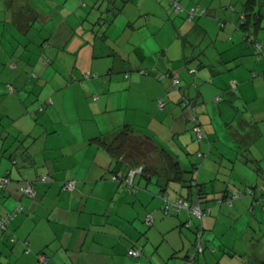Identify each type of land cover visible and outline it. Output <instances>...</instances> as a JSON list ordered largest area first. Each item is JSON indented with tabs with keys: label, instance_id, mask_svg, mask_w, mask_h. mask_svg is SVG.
<instances>
[{
	"label": "crops",
	"instance_id": "obj_1",
	"mask_svg": "<svg viewBox=\"0 0 264 264\" xmlns=\"http://www.w3.org/2000/svg\"><path fill=\"white\" fill-rule=\"evenodd\" d=\"M166 1L172 14H175L174 21L171 20L174 28L173 36L167 44L163 38V29L168 22L151 20L149 19L151 16L142 15L133 21L126 20L123 16L120 19L124 35L133 34L143 26H150L151 29L150 31L146 29L145 36L146 38L153 36L155 43H152L147 55L149 57L160 55L161 59L154 57L148 60L145 50L134 41L117 44L119 38H116L115 43L111 42L109 51L116 57V61L111 63L112 68L108 69L109 78H103L102 81L92 85V91L97 94L92 96L93 103L89 105L91 126L83 125L82 109L79 106L75 107V114L60 115L53 120L46 119L45 114H43L45 116L35 115L36 111L30 110L31 102L24 100L21 94L25 89H31L33 95L40 91L36 99L50 104L49 99L45 98L47 84L43 88L36 86L35 80L38 79L39 82V78L34 76V79L33 75L28 74V77L25 75L29 64L18 66L17 63L12 62V59L9 60V64L12 65L10 70L18 69L19 71L18 81L14 83L18 93H14L16 89L13 85L2 86L0 83V96L2 92H8L10 95L7 99L0 100V105L14 100L15 106L22 112L11 116L10 110L9 112L5 110L0 114V177L9 178V182L4 187H0V216L14 212L19 206L22 207V211L10 222L7 231H0V264H135V259L127 254L128 250L134 246L142 250L139 264H164L161 260L165 258L185 262L184 257L192 247L177 244L181 233L177 237L174 235L170 237L169 235L174 231L169 232L170 228L166 230L159 226L161 212L156 210L153 213V222L160 230L159 241L144 240L141 237L144 227L139 217L144 220L145 215L149 213L148 210L161 205L158 195L160 187L156 182V175L152 174L153 177L150 175L149 179H144L142 175L137 174L133 178L136 191L133 192L134 194L130 193L128 188L121 186L119 180L127 174L130 166L122 160V157H111L102 145L93 141L94 138L99 137L109 143L117 137L124 126H128L135 136L150 137L158 147L177 160L185 171H190L193 165L200 162L197 180L203 185V191L206 194L205 202H215L225 192L244 189L248 186L257 188L254 197L237 200L231 206L224 203L219 206L214 204L212 210L208 206L202 207L210 210L207 216L222 217L224 213L223 216L226 219L231 216L239 219L244 214H250L254 222L264 223V190H261V187H264V168L262 167L264 164L261 162L264 156L258 159L250 150L251 145L259 142L263 137L260 124L264 122V116L258 114L261 107L258 106L252 91L257 84L261 82L264 84L262 77L264 31H260L264 29L262 25L264 8L259 7L263 14L259 27L247 31L245 37L236 26L246 2L242 3L240 10H237L232 5H215L217 3L215 0H206L201 5L192 4L188 7L183 6L182 0H176L185 9L199 6L206 10L205 15L186 19L185 9L182 10L185 13L176 12L171 0ZM119 2L122 4L118 17L123 13L124 8L132 6L133 0ZM78 4L80 6V3ZM5 5L8 10H11L13 6L19 9V17L16 20L20 23L33 22L39 17L42 24H46L51 19L44 14L33 13L32 9L36 11L38 8L30 0H24V2L12 0L9 5L6 3ZM112 6H108V9L110 10ZM22 10L28 13L23 14ZM60 12L64 15L60 25L71 30L81 27V21L76 16L80 22L78 21L75 28H72L74 23L71 17L74 13H70L65 5ZM209 15L220 16L218 25L223 32L214 36L211 29L212 23L208 25L203 23L206 19L204 17ZM9 18L12 17L9 15ZM117 18L111 20V26ZM57 33L58 30L55 28V34L52 36L55 38ZM236 34L239 35V42L243 43L238 46V49L229 45L233 39L238 41L234 37ZM190 35H195L196 43L208 37L210 42L214 40L219 44L222 43V47L214 51V59L197 56L192 50L185 52L186 45L190 46L187 41ZM177 39L180 41L172 43ZM105 42H110L107 36ZM179 42H182V47ZM172 44L175 45L172 46ZM256 44L261 47V52L258 54L255 49ZM193 45L190 49H193ZM128 46L130 51L126 48ZM42 49L48 50L47 52L54 56L59 53H68L77 59L82 58L86 51V55L94 59V50L90 41L79 34L60 37L56 46H51L50 42H47L42 45ZM1 50L3 47L0 45ZM129 53H133L138 61L131 62ZM4 54L7 55V52ZM255 54L258 56L262 54L263 58L261 56L258 58ZM178 60L184 61L183 67ZM174 61H177V66L173 65ZM126 64H128V72L120 82L121 78H114V74L126 69ZM114 66L117 67L114 68ZM80 67L75 66V68ZM193 69L195 72L189 73ZM186 71L188 74L185 73ZM45 73L46 71L41 72L42 83H46L43 78ZM167 74H172V78L176 76L179 80L174 92H172L173 80ZM188 75H195V81L192 83L197 82L202 85L201 88L195 89L196 94L192 92L195 86L186 82L189 79ZM231 82L236 83L235 88L230 86ZM42 83L39 82V84ZM61 88L63 87L58 89ZM149 90H155L150 101L154 99L156 103L157 99L162 98L165 101L164 109H159L157 104L151 101L154 112L149 114L141 110L142 94ZM203 90L211 93L221 91L222 95H230L233 100L236 99L235 102L229 101L230 107L234 108L236 104H239L242 112L246 113L240 118L237 114L230 120L222 115L228 110L216 107L218 110L211 115L209 102H206L199 92ZM236 92L237 95H241L239 99L234 97ZM133 94L134 96H131ZM183 98L196 108V120L205 133V139L201 144L196 143L191 131V113L180 105ZM216 98L220 100L216 101ZM213 101L219 104L223 98L215 95ZM118 109H122L123 113L116 114ZM130 110L140 111L142 115L131 116L128 113ZM37 111L39 112L40 109ZM111 111H115V115H111ZM142 116L144 118L141 119ZM40 121L41 124H38ZM234 121L236 124L232 128L231 122ZM46 122L50 124L49 128L44 126ZM222 128L227 131L226 135L222 134ZM166 138L167 144L164 143ZM169 141H172V145ZM198 152L204 154V160L200 161ZM191 154L195 156L191 159L185 157ZM42 175L47 177L45 181L41 180ZM141 180H144L146 189L150 186L149 184H152L154 188L141 190ZM27 181L32 183L33 196H25L21 192L22 186ZM67 181H73L75 187L73 191L62 188ZM166 185L164 194L172 199L187 196L188 190L184 185L175 182H166ZM154 197L157 202H154ZM181 213L183 215H180ZM181 213L171 217L169 225L171 230L182 228L190 219L188 213ZM218 219L206 216L202 219V238L206 237L210 227L212 230ZM11 237L15 238L14 242H11ZM183 237L187 240V236ZM160 245L164 246L163 253L159 252ZM178 261L176 264H180ZM182 261L181 264H183ZM255 262L264 264L263 259L256 258Z\"/></svg>",
	"mask_w": 264,
	"mask_h": 264
},
{
	"label": "rangeland",
	"instance_id": "obj_2",
	"mask_svg": "<svg viewBox=\"0 0 264 264\" xmlns=\"http://www.w3.org/2000/svg\"><path fill=\"white\" fill-rule=\"evenodd\" d=\"M119 1L121 0H82L85 6L80 7L78 4L79 0H30V2L38 8V10L36 11L32 9L33 13L36 12V15L44 14L45 16H49L51 18L49 22H47L46 24H42V21L39 19V17H37L38 19L34 20L33 22H18L16 19L19 17V9L13 6L11 10H8L6 8L4 0H0V45L1 47H3V50L0 51V83L2 84V86H5L6 84H11L16 89L14 83L16 84L18 81L19 71L18 69L10 70L12 65L9 64V60L11 59L12 62L17 63L18 66H20L19 64H29L30 66H28V71L25 75H27V77L28 74L33 75V77L37 76L39 78L40 83H42L40 81L42 79L41 72L46 71L43 77L46 83L39 84L38 79L35 81L36 86H41L42 88L45 84H47V96L45 98L49 99L50 104H45L44 100L36 99L38 98L40 91L34 93L33 95L31 89H25L21 95L24 100H28L31 102V104L29 103L30 108H32L30 110L36 111L35 115H46V119L52 118L53 120V118L56 119L60 115L75 114V107L79 106V108L82 109V118L84 119L83 125L91 126L89 121V105L90 103H93L92 96L97 94L92 91V85L94 83L102 81L103 78H109L110 75H108V69H111V63H114L116 61V57L112 54L111 51H109L111 42L115 43L116 38H119L116 42L117 44H124L126 42L134 41L136 45H140V47L145 50L146 55L147 51L151 50L150 47L152 43H155L153 36H150L148 38H146L145 36V31L146 29L150 31V26H143L141 28H138L133 34L128 33L124 35V30L120 21V19H122V16L124 19L130 21L135 20L140 15L147 17L151 16L149 18L151 20L166 21L168 23L164 25L163 29V38L166 44L169 42V40L171 41V38L173 36L172 31H174V28L172 27L171 20L174 21L175 14H172V12L170 11L169 6H167L168 2L166 0H133L132 6H127L126 8H124L123 13L120 15V17H118V13H120V6L122 4ZM154 1H156V3ZM205 1L206 0H182L181 2L184 7H188L192 4L201 5ZM20 2H24V0H20ZM215 2H217L215 3V5H232L237 10H240L242 7V3L244 4L246 0H215ZM262 2L264 3V0H262L261 3H259L258 5L257 0L256 6L258 5V7H256V9H258L259 7L264 8V4ZM64 5L65 7H67L70 13H74L71 17V20L73 21L72 23H74L72 28L74 29L75 24L79 21L76 16H78L81 21L80 28L71 30L63 25H60V20L64 16L60 12V10L63 8ZM110 5L113 6L109 10L108 6ZM142 5L144 7H142ZM22 12L23 14L28 13L27 11L23 10ZM183 12L184 11H181V13ZM9 15L12 18H9ZM129 16L133 18H128ZM114 18L117 19L115 23L111 26V20ZM204 18L206 19L203 21V23H206L207 25L212 23L211 29L213 30L214 36L217 33L223 32L218 25V18L220 19V16L209 15L205 16ZM69 23L70 20L68 21V24ZM262 25L264 26V20L262 22ZM55 28L56 30H58V33L54 38L52 35L55 34ZM154 29L155 31H157L156 28ZM260 31H264V29ZM74 34H79L80 36H82V38L86 39L87 41H90V44L92 45V48L94 50V59L89 58L86 55V51H84L85 55H83L82 58L77 59L75 56L70 55L68 53H59L57 56H54L53 54L48 53V50L44 51L45 49H42V45L47 42H50L51 46H56L60 37L72 36ZM106 36L110 42H105ZM234 37L238 39L239 35L236 34ZM194 38L195 35H190L189 37H187V41L189 42L190 46L194 44V47L193 49H190L191 47L189 45H186L185 52L192 50L196 52L197 56H207L208 59H214V51H217V49L222 47V43L219 44L214 40L210 42L208 40V37H204V39L198 40L199 42L197 41V43L194 41ZM177 41H180V39L172 41V43H177ZM239 41V39L238 41L233 39V41L229 42V45L235 49H238V46L243 44ZM174 45L175 44H172V46ZM179 45L182 47V42H179ZM172 46L171 48H173ZM126 48L130 51L129 46ZM4 52H7V55H5ZM128 55L131 62L132 60L138 61V59L135 58L133 53H129ZM260 56L263 58L262 54ZM260 56H258V58ZM154 57H156L157 59H161L160 55H154ZM154 57L148 56V60H151ZM19 59L23 60L24 62L20 61ZM77 65L81 67L75 68V66ZM173 65L177 66V61H174ZM189 65L190 64H188V66ZM31 66L33 67L32 69ZM180 66H184V61L180 62ZM116 67L117 66H114V68ZM168 67L169 69H171L170 66ZM4 68L5 71H3ZM127 68L128 64H126V69L114 74V78H121V82L123 80L124 75L128 72ZM176 68L178 69V67ZM185 73H187V71ZM189 73L191 72L189 71ZM88 74L91 75V77L85 78V76ZM95 76H97V78H95ZM188 77H186L188 79V81L186 82H190L191 86H195L192 92L196 94L197 91L195 89L201 88L202 85H199L197 82L192 83L193 81H195V75H188ZM259 78L261 81H263L260 76ZM61 86L63 88L58 89ZM154 92L155 90H149L147 91V93L142 94L143 99L141 100V110L143 112L147 111L149 114L151 112H154L151 107V101L154 104L156 103L154 102V99H151L150 101V98L154 94ZM199 92L201 93L203 98H205L206 102H209V105L211 107L209 111L211 115L213 113H216L218 108L228 110L222 115H224L225 119L230 120L237 114H239L240 118L243 114L246 113L245 111L242 112V109L239 108V104H236L234 108L230 107L229 101H236V99L233 100L230 95H222L221 91L211 93L204 92L203 90ZM14 93H18L17 89ZM252 93L253 96L256 98L258 106L261 107L259 108L258 114L260 116H264V84H262V82L261 84H257V86L253 89ZM215 95L222 96L223 101L219 104H216L213 101ZM131 96H134V94ZM240 96L241 95H237L236 92L234 97H237L239 99ZM8 97H10L8 92H2L0 100L7 99ZM40 108H42L43 112L42 110H40L41 112L37 111V109ZM5 110H7L8 112L10 110L11 116H15L22 112L19 107L15 106L14 100H12L11 103L0 105V114H2ZM116 111V114L123 113L122 109H118ZM25 112L28 113L31 111ZM114 112L115 111H111V115H115ZM128 113H130L129 115L131 116H134L135 114L142 115L140 111L137 112L130 110L128 111ZM142 118L144 117L142 116L141 119ZM236 121L231 122V124L233 123L232 128L236 124ZM261 123L262 124H260V129L263 131V137L259 142L255 144L253 143L250 148L252 154H254V156H256V158L258 159L264 156V122L262 121ZM38 124H41V121L38 122ZM44 126L46 128H49L50 124L46 122ZM221 131L222 134H227V131H224V128H222ZM167 142L168 139H164V143L167 144ZM169 144L172 145V141H169ZM193 156H195V154H191L190 156L187 155L185 157L191 159L193 158ZM149 158H151V162H156L157 158L155 153H153L152 156ZM137 161L139 162L140 160L137 159ZM261 162L264 164V158H262ZM262 167L264 168V165H262ZM185 169H187V167ZM140 183L141 190L145 191L154 188L152 184H149L150 186H148V189H146L144 180H141ZM153 193L155 195L157 194V192ZM167 196L169 197V199H172L169 195ZM155 198L156 197H154V202H157ZM133 200L135 199L133 198ZM137 203L134 202V204L136 205ZM214 204L217 206L216 201H209L205 203L203 202L201 206L211 207L212 210L214 208ZM160 206L161 205H158V207L150 209L148 211L156 212L157 210L158 212H160ZM180 215H183V213H181ZM223 215L224 213H222V217H219L218 215L206 216L210 217L211 219H218L219 217V219L216 222L217 224L212 227V230L210 229V227L209 231L206 232V237L202 238V241L204 242V251L203 254H200L198 256L197 262L199 264H258L255 262L256 258L264 260V223L259 224L257 222H254L251 219V216H249L250 214H244L239 219H236V217L232 216L229 217V215L225 214L226 217H229L226 219ZM176 216L178 215L173 214L165 216L162 214L159 218V226L162 228H166V230L167 228H170L169 232L174 231L169 235L170 237H172L173 235L177 237V235L181 233V236L179 237L180 240L178 239L177 244L187 245L188 248L192 247L191 249L194 250L196 242V228L201 229V220L196 217L190 216V219H188V222L191 226L190 228H188L186 225H183L180 229L171 230V227L169 226L171 224V217ZM139 220L141 225L144 227L143 231H140L142 234L141 237H143L144 240L157 239V241H159L158 234L160 230L157 229L156 223L153 222L152 226L148 227L144 223V220L141 219V217H139ZM183 236H187L188 241ZM165 239L168 241L167 238ZM163 250L164 246L160 245L159 252L163 253ZM161 261L164 264H176L178 259L169 260L168 258H165ZM179 261L178 263L181 264L182 260ZM183 264L186 263L183 262Z\"/></svg>",
	"mask_w": 264,
	"mask_h": 264
},
{
	"label": "trees",
	"instance_id": "obj_3",
	"mask_svg": "<svg viewBox=\"0 0 264 264\" xmlns=\"http://www.w3.org/2000/svg\"><path fill=\"white\" fill-rule=\"evenodd\" d=\"M4 1L7 5H9L12 0H4ZM260 2L261 1H259V3ZM79 3H80V6L81 5L84 6V4L82 3V0H79ZM256 4H257V0H246V3L244 5V9L242 12V16L239 18V22L237 23V26H236L237 30L242 31L244 33L245 37L247 36V31L255 29L256 27H259V22H261L263 14L260 12L259 8L256 9V7H258V6H256ZM196 7H199V6H191L188 9H185L184 7L180 6V9L178 10V12H181L182 10L185 9L186 19H189L188 18V16H189L188 11L191 8H196ZM203 10H205V9L199 7L200 13L198 14V16H202V14L203 15L206 14V10H205V13L201 14V12ZM196 16L197 15L193 16L192 18H194ZM192 18H190V19H192ZM263 73H262V77H263ZM168 76H170L171 79L173 80L172 74H169ZM10 91L12 92V90H10ZM157 100L164 101L162 98H159ZM182 100H185V98H183ZM182 100H181L180 105L182 104ZM186 101H187V99H186ZM164 103H165V101H164ZM156 104H157V102H156ZM181 107H182V105H181ZM40 110H42V109L40 108ZM203 133H204V129H203ZM204 139H205V133H204L203 139L200 142L196 141V139H195V141L197 144H201ZM93 141L102 145L107 150V152L109 153V155L111 157H113V158L122 157V160L130 166V169L128 170L127 174L123 178H125L126 176L129 175L128 173L130 170L136 169L137 167L141 168L140 173H137V174L142 175V177H144V179H149L150 177H153L156 175L155 176V178L157 179L156 182L160 187V191L158 194L160 199H161L160 212L163 215H165V216L173 215V214L178 215L181 212H186L189 214V216L196 217L202 221V219L205 216L210 214V210H205L201 206V204H203V202L206 201L205 200L206 194L203 191V185L198 183V180H197L199 169L201 166L200 162L193 165L190 171H185L181 168V166L177 160H175L167 151L158 147L150 137L135 136V135H133L131 129L128 126H124L120 130V132L118 133L117 137L109 143L104 142L102 140V138H99V137L94 138ZM152 152L155 153V155H156V158H157L156 162H151V158H149L152 156V154H153ZM199 153H202V152H198V154ZM137 159L140 161L138 162ZM199 159H200V157H199ZM201 160H204V158H201L200 161ZM197 166H198V169H197ZM194 170H197V173L194 172ZM152 174H153V176H152ZM186 176H188V178H186ZM166 182L167 183L168 182H175V183H180L182 185H184L185 182H188L184 185L185 188H187V190H188L187 196L178 197L175 199H169V197L164 194L165 193L164 192L165 187L167 186ZM22 187H24V186H22ZM62 188H63V186H62ZM246 189H251L253 194L252 195L246 194ZM256 189H257L256 187L248 186L244 189H237V190L230 191L228 193L225 192L222 196H220V198L216 199V204H217V206H219V205L224 203V204L231 206L237 200H241L245 197H254L255 193L257 191ZM128 190L130 193H133L136 191V186L132 183L131 187H129ZM262 190H264V189H262ZM234 191H243L244 194L239 199L232 200L231 202H229L230 194ZM23 195H25V194H23ZM25 196H27V195H25ZM164 199H166L168 202H174L177 200L186 201L190 206L193 203H198L200 210L202 212V215H201V217H197L196 215L191 213L188 209L187 210L186 209L181 210V211L177 212V211H174L172 209L165 208L164 207ZM153 213L154 212H149L146 214V215H148V214L151 215V217H152L151 224H148L146 222V215L144 217V223L148 227L152 226V224H153ZM16 216H17V214H16ZM184 225H186L188 228H190L188 222H185ZM5 231H7V230H5ZM5 231H2V232H5ZM202 231H203L202 228L201 229L196 228L195 249L194 250L191 249L192 251L190 250L187 253V255L184 257V261L186 264H188V256L191 253H195L194 264H199L197 262L198 256L200 254H203V251H204V242L202 241ZM199 243H201V252H197V246ZM132 249L137 250L139 252V256L138 257L130 256V257L135 259V264L136 263L139 264L140 263L139 259L142 255V252H141L142 250L140 247L134 246L131 249H129L128 252Z\"/></svg>",
	"mask_w": 264,
	"mask_h": 264
},
{
	"label": "built area",
	"instance_id": "obj_4",
	"mask_svg": "<svg viewBox=\"0 0 264 264\" xmlns=\"http://www.w3.org/2000/svg\"><path fill=\"white\" fill-rule=\"evenodd\" d=\"M172 4H173V7L175 9L176 12H178V10L180 9V5L177 3L176 0H171ZM200 12H199V7H196V8H191L189 11H188V18H192L193 16L195 15H198ZM202 13H205V10H203L201 12ZM203 15V14H202ZM260 45L256 44V53L258 54L261 49H260ZM191 73H194L195 70H190ZM91 77V75H86L85 78H89ZM263 78H264V73H263ZM179 84V80L176 76H174L173 78V87H172V92H174L177 88ZM230 86L232 88H235L236 86V83L235 82H231L230 83ZM96 100V97L95 99ZM220 99L219 98H216V101H219ZM157 106L159 109H163L165 107V103L164 101L162 100H157ZM182 107L184 108V110H186L187 112L191 113L192 115V118H191V122H192V128H191V131H192V134L194 135V138L196 139V141L200 142L203 137H204V133H203V129H202V126L197 122L196 120V108L191 105L188 101L186 100H182ZM198 156L201 158H204V154L203 153H199ZM197 169H198V166H197ZM141 171V168L140 167H137L136 169H133V170H130L129 171V175L126 176L125 178H122L120 179V182H121V186H123L124 188H129L131 187L132 183H133V178L135 177V175L137 173H140ZM194 172L197 173V170H194ZM47 179V177L45 175H42L41 176V180L42 181H45ZM116 179V178H115ZM9 182V178L6 177V176H3V177H0V187H4L7 183ZM74 183L73 181H67L64 185H63V189L66 190V191H73L74 190ZM264 189V187H261V190ZM21 191L23 194L27 195V196H33L34 195V189H33V186H32V183L31 182H26L24 187L21 188ZM243 191H234L230 194V197H229V202H231L232 200H236V199H239L240 197L243 196ZM246 194H249V195H252V191L251 189H246ZM164 207L165 208H168V209H172L174 211H181V210H189L191 213H193L194 215H196L197 217H201L202 215V212L200 210V207H199V204L198 203H193L191 204V206L186 202V201H182V200H177V201H174V202H168L166 199H164ZM20 211H22V207L19 206L14 212L12 213H9L5 216H0V231H5L8 229V226L10 224V222L14 219V217L16 216V214H18ZM151 221H152V217L150 214L146 215V222L148 224H151ZM11 242H14L15 241V238L12 237L11 239ZM197 252H201V243L198 244L197 246ZM128 255L129 256H132V257H138L139 256V252L137 250H130L128 252ZM41 259L43 260V257H41ZM194 260H195V253H191L189 256H188V264H194ZM138 264V263H136Z\"/></svg>",
	"mask_w": 264,
	"mask_h": 264
}]
</instances>
